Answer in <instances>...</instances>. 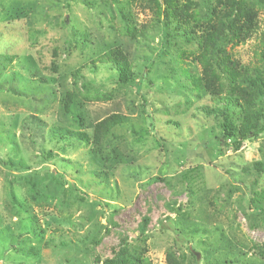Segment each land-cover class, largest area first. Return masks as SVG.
<instances>
[{"label": "rangeland", "instance_id": "rangeland-1", "mask_svg": "<svg viewBox=\"0 0 264 264\" xmlns=\"http://www.w3.org/2000/svg\"><path fill=\"white\" fill-rule=\"evenodd\" d=\"M190 1L206 17L213 0ZM123 12L145 39L126 35ZM260 20L227 47L253 69ZM155 23L138 0H0V264H104L139 244L145 219L149 264H264V126L226 139L209 113L225 103L195 81L202 33ZM115 47L128 84L100 62ZM112 115L123 122L99 147Z\"/></svg>", "mask_w": 264, "mask_h": 264}, {"label": "trees", "instance_id": "trees-1", "mask_svg": "<svg viewBox=\"0 0 264 264\" xmlns=\"http://www.w3.org/2000/svg\"><path fill=\"white\" fill-rule=\"evenodd\" d=\"M143 10L153 13L156 23L164 24L165 29L172 25L177 27L193 26V30L202 34L197 37L200 54L197 59L203 67V76L196 78L200 90L215 98L216 103L225 104L210 110L223 119L222 134L226 139L238 137L242 140L253 138L264 126V32L262 33V50L258 56L259 67L242 66L227 50L228 46L236 47L247 43L261 30L260 14L264 13V0H213L208 13L202 16L197 5L192 1L180 5L178 0H164V9L159 0H138ZM127 36L145 39L149 26L138 28L133 16L122 13ZM192 39L195 31H192ZM170 37V36H169ZM188 39V36H184ZM190 40V39H188ZM100 62L110 63L118 73V81L128 84L132 78V63L121 47L105 52ZM225 94V96H223ZM73 98L68 95L65 104L66 112H70ZM239 125L235 124V118ZM123 122L120 115H112L95 126L94 143L102 147L110 132ZM83 139H86L82 135ZM168 164L161 172L165 175ZM148 220L141 226L139 244H126L119 256L104 264H149L145 258L148 238L145 228ZM167 264H183L172 253L167 255Z\"/></svg>", "mask_w": 264, "mask_h": 264}]
</instances>
